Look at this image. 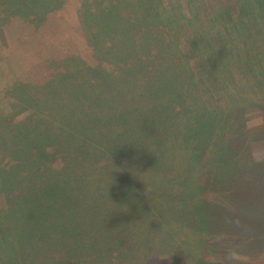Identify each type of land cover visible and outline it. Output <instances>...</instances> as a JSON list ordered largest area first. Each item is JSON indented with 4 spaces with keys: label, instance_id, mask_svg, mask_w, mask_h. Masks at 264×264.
<instances>
[{
    "label": "rangeland",
    "instance_id": "rangeland-1",
    "mask_svg": "<svg viewBox=\"0 0 264 264\" xmlns=\"http://www.w3.org/2000/svg\"><path fill=\"white\" fill-rule=\"evenodd\" d=\"M118 1L122 2V0ZM118 1L0 0V114L5 115V118L1 117L2 119H0L2 120L0 121V202L3 203V207L7 205L3 202L5 197L11 200L14 193L17 194L20 191L16 190L19 187L17 183L19 176L9 178L5 174L7 170L14 167L16 162V157L14 158L11 153L10 142H14L18 138L24 141L23 135L27 133L26 130L32 125L35 128L36 124L34 123H29L26 126L33 111L36 115L53 113L52 110L43 108L46 101L43 103V98L36 99L35 103L27 98L20 100L18 91L21 94H23L22 91L27 92L28 95L24 97H28L35 87L39 91L44 89L52 97L54 88L51 89V86L55 85L58 89L61 82L66 81L65 78L69 84H74L75 80H72L70 73L76 71L75 66L79 68L80 61L84 66H94L92 70L94 73L86 72L87 77L91 79H93L92 75L98 71L95 67L96 59H99L97 63L101 67L111 68V72H116L113 57H110L109 54L112 50L110 36L116 33L118 26L122 31L124 28L127 30L129 20L130 32L128 34L125 32V36L122 35L121 38L124 37L130 41L133 49V61L135 63L144 61L142 64L145 61H155L156 64L160 61L164 62L159 70L155 71L157 85L155 98L159 97L160 89L164 84L168 86L169 82L166 79L170 77L168 70L172 63L169 59L173 56L175 59V56H178L176 51L180 49L185 52L189 45L184 37H172L171 34H169L170 37H158L155 34V26L157 24L163 31L171 33L178 24L185 22L184 17L190 11L184 9L181 12L179 7L173 6V12L170 11L171 7L168 14H162V18L154 20L156 21L154 25L152 15L159 7L155 0H140V2L139 0H125L126 2L121 5H118ZM142 1L143 4H141ZM192 1L195 5L201 2L208 3V0ZM168 2L172 3V0ZM225 2L226 9L221 7L223 5L216 3L211 4L210 12L214 14L216 11L226 12L230 9L236 13L238 12L236 7H239L240 12L242 6H245L244 4L256 3V0H230V2L225 0ZM253 8L258 10L262 7L255 4ZM167 15L171 17L168 27L161 26L162 22L166 23ZM256 16L257 13L253 11L250 21H254ZM229 17L231 16L229 15ZM208 19L209 17L206 18V21ZM225 21L219 20V29L216 30L215 27H212L204 35L210 39V42L215 41L212 37H218V41L212 43V47H217V51L222 53L221 59L216 60L218 64L215 66L213 78L204 81L201 87L193 86L182 97H176L171 111H182V108H188L187 102L190 101L193 102L194 112H201L202 99L205 98L206 90L216 95L224 94L221 102L216 103L211 100L212 108H210L214 113L218 108L216 104L219 107L226 104L222 108L224 114L239 108L251 113L255 112L250 115L252 119L248 128H245L248 137L247 143L251 135L260 133L264 128V118L258 115L259 110H264V51L257 52L255 50V48L261 49L260 46H251L253 51L245 50V47L248 48L250 45L248 39L241 38L247 37V35L255 37V33L251 30L253 32H250L249 35L242 30V25L237 26L232 35H229V37H234V40L225 39L221 34L217 35L215 31L222 30ZM251 28L252 25H247L246 31L249 32ZM261 28H263V31H260L264 37V24ZM202 30L206 31L201 29L198 32H202ZM131 33H134L133 37H131ZM147 33L153 34L154 37L148 41L145 39L142 43L143 36ZM244 42H247L246 46L240 48ZM173 43L178 44V49ZM209 45L207 43L204 46L207 51L205 58L203 54L198 59L204 66L208 59V49H211ZM229 45L231 48L226 50ZM238 55L246 56L249 65L258 70L254 73V83L247 74L241 76V70L246 67V63L243 59H239ZM191 65L188 67H192ZM164 70L167 71L168 77ZM189 70V68L186 69V72L190 73ZM236 73L241 78V83L231 82ZM258 85L261 88H258ZM123 92V94H127L129 90ZM46 116L42 117L46 118ZM156 116L159 118V115ZM140 118L146 120L145 117ZM195 119L197 118H193L192 121ZM126 120L124 125L127 129L131 119L126 118ZM235 121L233 114L226 118L228 126H234ZM112 124L115 123L112 122ZM134 125L136 131L132 137L139 136L140 131L148 132L154 127L150 123L147 125L140 120H136ZM16 126H20L19 129L15 130ZM125 126L122 125L123 128ZM148 126L152 127L144 129ZM157 127L158 125L155 124V130ZM214 127H208L206 130L212 138L207 139L203 146L201 145L202 147L198 146L195 140L198 141L197 135L203 134L205 131L201 128L192 132V136H190L192 142L190 141L189 148L186 142L183 146L176 147L169 129L162 130L160 134L152 138V142L155 143V155L149 157L154 161H173V158H181L183 155L177 150H184L185 145L187 146L191 160L188 161L185 158L174 169L162 168L158 165L152 167V164L143 165V163L138 167L139 162L133 159L138 150L137 147L131 145L127 148L128 151L124 149L121 154L123 163L126 151L129 153L125 158V162L128 164H125L124 167H114L119 170L117 174L116 169L111 167L117 164H109L107 173L104 176L92 177L87 183V187L90 189L84 188L83 193L75 192L74 196H72L73 192L61 193L60 186H51L46 181H42L41 191L38 192V195L35 191V198L46 199V202L55 200V208L58 213L45 215L40 220L43 221L44 226V222L51 221L50 217L53 221L55 220L58 223H56L58 225L56 229L59 232L55 238L63 240L64 244L68 246L71 245L72 236L75 234L79 240L77 244L79 250L88 247L87 250L91 251L92 256L97 259L95 264H176L177 262L179 264H264V242L256 247L252 243L253 236L249 237L250 234H248L254 229L252 228L253 223L250 221L254 211L252 212L251 202H247L248 199L264 198H260L259 194L251 188L255 183L251 180V176L255 173L249 171V166L246 165L245 171L237 174L232 171L229 165L233 157L231 158V152H228V149L241 154L246 151L244 160L250 162L248 147L237 149L236 140L233 141V134L228 129L229 127L223 126V122L220 120L219 124L217 123V126ZM189 130L187 128L182 130L185 132L182 135L185 137L186 134L187 137L190 134ZM107 131L105 138L107 137V142L111 143L113 130L110 128ZM256 137L254 144L253 142L248 144L253 147L254 161L259 163L258 167L264 170V139L258 138V135ZM3 138H5L4 141L1 140ZM3 143H7V148ZM24 144L25 141L20 145ZM32 146L34 144L29 148ZM160 150H162L161 154ZM30 151L34 153L36 150L33 148ZM59 165V161H56L52 166L54 169H59ZM170 172H175V177H171ZM259 172L262 171L259 170ZM24 174L26 175L25 172H22V175ZM24 184L27 182L25 181ZM125 184L133 186L126 187ZM159 187L162 188L158 189ZM128 188L131 191H128ZM138 190L140 194H136ZM250 192L255 197H252ZM18 199L24 198L19 197ZM241 199L244 202L239 204L237 201ZM159 201L162 203L160 206L162 208L155 204V202L160 204ZM238 204L239 206H237ZM157 211L167 213L166 216L170 215V218H166L167 226L164 227L174 234L176 245H180V248L177 249L171 239L174 247L170 244V253L174 259H155V243H158V237L161 235L158 233L163 230L161 228L163 220L158 219ZM72 216H74V223H71ZM239 218L243 219L239 224L242 231L228 230L232 227L233 220ZM34 219L26 215V212H22L16 220H13L12 223L7 222L5 225L0 218V230L3 231L4 228L5 231V238H3L5 249H0V257L2 256L1 252H4L9 253L8 258L12 264H43L45 257L52 254L42 236L45 227L32 229L29 225ZM189 220L208 221V226L202 225L197 230L200 223L190 224ZM32 231L35 232L34 235H32ZM26 234L31 237L25 236ZM28 238L30 239L28 240ZM80 238L90 240L91 243L87 241L85 244L88 245L82 246L83 241ZM54 248L55 245L52 249ZM158 250L162 251L159 248ZM54 255L52 254V257ZM64 255L62 253L53 258V262L66 264L62 261ZM129 256H132L133 259L130 260ZM47 264L53 263L49 260ZM83 264L90 263L83 262Z\"/></svg>",
    "mask_w": 264,
    "mask_h": 264
},
{
    "label": "trees",
    "instance_id": "trees-1",
    "mask_svg": "<svg viewBox=\"0 0 264 264\" xmlns=\"http://www.w3.org/2000/svg\"><path fill=\"white\" fill-rule=\"evenodd\" d=\"M168 1L169 0H155L157 5L159 4V7H157L155 13L152 15V17H154L152 18L154 25L156 22L154 20L159 17L162 18V14H168V10H170L171 7L170 11L173 12V6L179 7L181 12L185 9L187 11L189 10L190 13H186L187 15L184 17L185 22L178 24L176 28L172 29L171 33L163 31L160 26L158 27L156 24L157 27L155 26V34H157L158 37H170L169 34H171L172 37H184V40L188 42L189 47L185 52H182L178 49V44L173 43L177 46L178 50L176 51V54H178V56H175V59L173 58L174 56L169 59L172 62L170 64V70H168L170 77L166 79L169 83L168 86L164 84V86L161 87L158 98H155V89L157 87L155 71L159 70L164 62L160 61V63L156 64L155 61H145V63L142 64L144 61L141 63H135L133 61V49L130 41L124 37H122L123 39L121 38L122 35L125 36V32L127 34L130 32V20L128 21L127 30L124 28V31H122L121 27L118 26L116 33L110 36L112 50L109 54L110 57H113L116 72H111V68L106 69L101 67V65L97 63L99 59H96L95 67L98 71L92 75L93 79H91L87 77L86 72L90 71L91 73H94V71H92L94 66H84V64L80 61V64L78 65L79 68L75 66L74 69L76 71L70 73V77L73 78L72 80H75L73 81L74 86L69 84L66 78V81L61 82L58 89L52 84L53 86H51V89H55L52 90V97L48 95L44 89L39 91L35 87L33 88V92H31L32 95L29 93L28 97H24L28 95L25 91H22L23 94H21L20 91L17 92L21 97H19L20 100L22 98H27V100L33 101L32 103H35V100L38 98H43V103L46 100L43 108L46 107L45 109L48 108L52 110L53 113L47 112L36 115L35 111H33L30 114L31 119L27 120L28 123H26V126H28L29 123H34L36 126L34 128L32 125V127H28L29 129L26 130L27 133L23 135L25 137V144L23 146L20 145L21 142H24L20 140V138L17 140L15 139L14 142H10V149L12 150L11 153L14 158L16 157V162L13 167L14 169L12 168L7 170L5 174L9 178H11V176H13V178L19 176L17 181L19 187H17L16 190L20 191L17 194L14 193V200H10L7 199L8 197H5L6 199L3 201L7 204L5 207H3V203L0 202V218L2 223L6 225L7 222L12 223L13 220H16L22 212H26V215L35 218L31 223H29L32 229L45 227V232L42 235L44 242L47 244L46 246L50 248V252L53 255L55 253L58 254L53 257L52 254L50 256H46L43 264H47L49 260L52 261L53 264H58L53 262V258L60 256L62 253L66 255L63 256L64 259L62 260L66 264H83V262L95 264L97 259L92 256L91 251L87 250L88 247H84L79 250L77 246L79 240L76 238L75 234L72 236V242L69 246L64 244L65 242L63 240L55 238L59 233L58 229H56L58 228V223L55 220L53 221L50 216L51 221H48L47 223L44 222V226L43 221H41L40 218H43L45 215L48 216L54 213L57 214L58 212L55 208V200L52 199L46 202V199L35 198V191L37 192V195L38 192L41 191L40 184H42V181H46V183L51 186H60L62 189L61 193L73 192L72 196H74L75 192L83 193L84 188L90 189L87 187V183L90 182L92 177L95 178L100 175L104 176L107 173L106 171H108V168L110 167L109 164H117L111 166L113 169H116L114 167H124L125 164H128L125 162V158L129 154L127 152L129 149L127 150V148L131 145L137 147L138 150L135 157H133L136 162H139L138 167L142 166L141 164L143 163V165L152 164V167L158 165L162 168L169 167L170 169H174L179 165V162H183L185 158L188 159V161L191 160V156L189 154L190 152L189 150L187 151V146L188 148L191 146L190 141L192 142V140L190 136H192V132L199 128L205 129L203 134L199 133L197 135L198 141L195 139L198 146H203L205 141L211 137L207 134L206 130L208 127L212 128L214 125L217 126V123L219 124L220 120L223 122V126L226 128L229 127L228 129L233 134V141L236 140L235 145L237 149H242L246 146L248 147L247 149L250 153L251 161L249 162L244 160L246 151L241 154L238 151L234 153V150L228 149V152H231V158L233 157L230 160L232 162L229 164L232 171L239 174L241 171H245L246 165L249 166V171H253L255 173L251 176V180L255 182L251 188L259 194L260 198H264V170L258 167L260 165L259 163L254 161L253 147L248 144H252V142L254 144L257 139V135L258 138L264 139V128L260 131V133L258 132V134L251 135L249 141L246 143L248 137L245 132V128H248L252 119V116L250 117V115L255 112L251 113L248 110L244 111L239 108L224 114V110L222 108H224L226 104L221 107L216 104V107L218 108L214 113L213 109H211V100L216 103L221 102V98L224 94L216 95L208 92L207 90L205 98L202 99V106L200 108L201 112H194L193 102L190 101L187 102L188 108H182V111H171L172 104H174L176 97H182L183 94L193 88V86L196 88L201 87V84H203L204 81L213 78L215 66L218 64V61L216 60L221 59L222 53L217 51V47H212V43L217 42L218 37H212L215 41L210 42V39H208L207 36L204 37V35L207 34L212 27H215L216 30H218L219 20L226 21L223 22L224 26L222 30L220 29L219 31H215L217 32V35L220 36L221 34V36H224L223 38L225 39L234 40L235 38L229 37V35H232L233 31L237 29V26L242 25V30L249 35L250 32L254 31L255 33V37H248L247 35V37L241 38L243 40L248 39V44L250 45L248 48L250 49L245 47V50L253 51V46H260L261 49L255 48V50L257 52H260V50L264 51V37L261 32L263 31L261 26L264 24V0H256V3L249 2L244 4L245 6H242V10L240 9V12L239 7H236V10L238 11L236 13L235 11L228 9L229 11H216L214 14L210 12L211 4L219 3L223 5L221 6L223 9H226L227 6H225V0H208V3L204 4V2H201L196 5L192 0H172V3ZM125 2V0H122V2L118 1L117 3L118 5H121ZM141 4H143V1ZM255 4L261 6L262 8L258 10L253 8L255 7ZM250 8H252V10H249ZM253 11L257 13V18H254V21H250ZM229 15L231 17H229ZM119 17L121 16L119 15ZM207 17H209V19L206 21ZM165 18H167L166 23L162 22L160 25L168 27L169 19H171V17L170 15H167ZM160 20L162 21V19ZM247 25H252L249 32L246 31ZM201 29L206 31L202 30V32H198ZM133 36L134 33H131V37ZM143 37L144 38L141 41L142 43L145 39L148 41V39L153 38L154 35L147 33ZM207 43L208 45L210 44L209 46L211 49H208V59L204 66L198 59L202 57L203 54L205 58L207 51H205L204 46L207 45ZM246 44L247 42H244L240 48H243ZM230 48L231 47L229 45L226 50H229ZM72 58L75 59V57ZM238 58L241 60L243 59L244 63H246V67L241 70V76L247 74L251 77V81H253L252 83H254V73L258 70L249 65L246 56L243 57L238 55ZM103 59L106 61L104 57ZM189 65L192 67H188ZM188 68L190 69V73L186 72V69L188 70ZM164 71L167 76V71ZM231 82L241 83V78L237 75V73ZM25 86L28 87V85ZM258 88H261L260 85H258ZM118 90L120 91L118 92ZM125 90H129V93L123 94V91ZM36 96L37 98H35ZM232 114L236 121L233 123L234 126H228L226 118ZM156 115H159V118ZM258 115L264 118V110H259ZM4 116V114H0V119L5 118ZM42 116H46V118ZM140 117H145L146 120H142ZM126 118L131 119V121L129 120V126L127 129L124 125L125 122H127ZM193 118L197 119L192 121ZM136 120L143 121L147 125L150 123L154 127L151 128L152 126H148L144 128H151L148 132L140 131L138 134L140 137L137 135L132 137L135 135L136 131V127L134 125ZM112 122L115 124H112ZM155 124L158 125L156 130ZM122 125L125 126V128H123ZM19 127L20 126H16L15 130L19 129ZM110 128H112L114 132L112 131L113 139L111 140V143H108L107 137L105 138V136L108 133L107 130ZM185 128L190 129V134L187 137L186 134L185 137L182 135V133H185L182 131ZM164 129H169L176 147L183 146L186 142L187 146L185 145L184 150H177V152L181 153L183 157L173 158V161H154V159L149 157L150 155H155V143L152 142V138L157 134H160V132ZM141 132L143 133L141 134ZM1 140L4 141L5 138ZM7 143H3L5 148H7ZM32 144H34V146L29 148ZM33 148L36 150L34 153L30 151ZM124 149L127 151L123 157L124 161L122 163L121 154ZM161 152L162 150H160V154ZM56 161H59L60 163L59 169H54L52 166ZM259 170L263 173L259 172ZM22 172H25L26 175H22ZM118 172L119 170L116 169V174ZM122 173L124 172L122 171ZM169 175L171 177H175L176 173L170 172ZM25 181L27 184H24ZM125 186L130 187L133 185L127 186L125 184ZM160 188L162 187H159L158 189ZM128 189V191H131L130 188ZM136 194H140V191L138 190ZM19 197L24 199H18ZM252 197H255L254 194H252ZM249 201L252 204V212L254 211L250 218V221L254 226H252V228L254 229H252V231L248 234H250L249 237L251 235L253 236L252 243L257 247L264 242V199H248L247 202ZM237 202L242 204L244 200L241 199ZM155 204L157 207L162 208L160 207L162 206L161 202L160 204L155 202ZM239 204L237 206H239ZM54 209H56V212H54ZM166 214L167 213H163L162 211H157V216H159L158 219L163 220L161 225L163 230L161 233H158L161 235L158 237V243H155V259L160 260L174 259L170 253V244L172 245L171 239H173V243L175 245L177 243L176 238L173 237L174 234L168 231L167 227H164L167 226L165 222L166 218H170V215L166 216ZM71 219H73L71 223H74V216H72ZM241 221H243V219H234L232 227L228 230L235 229L237 232L242 231V228L240 227L241 225L239 226ZM189 222L190 224L199 222L200 224L199 227L196 228L197 230L202 227V225L208 226V221L200 222L189 220ZM4 232V228L3 231L0 230V235H2L0 237V249L2 248V250L5 249V244H3V238H5ZM32 233V235L35 234L34 231H32ZM25 236L28 235L26 234ZM29 239L30 238H28V240ZM84 239L85 238H80V240L83 241L82 246H87L88 244H85L87 241L91 243L90 240ZM54 245L55 248L52 249ZM172 246L174 247V245ZM176 247L178 249L180 248V245H176ZM158 248L161 249V252L163 253H161ZM255 250L253 251L255 252ZM1 253V264H12L10 262V258H8L9 253ZM129 257L131 258L130 260L133 259L132 256ZM176 264H179V262Z\"/></svg>",
    "mask_w": 264,
    "mask_h": 264
}]
</instances>
